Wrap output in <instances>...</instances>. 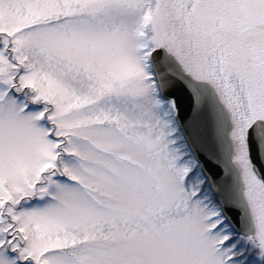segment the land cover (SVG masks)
Instances as JSON below:
<instances>
[{"label": "snow or ice", "instance_id": "snow-or-ice-1", "mask_svg": "<svg viewBox=\"0 0 264 264\" xmlns=\"http://www.w3.org/2000/svg\"><path fill=\"white\" fill-rule=\"evenodd\" d=\"M0 264H264V0H0Z\"/></svg>", "mask_w": 264, "mask_h": 264}]
</instances>
